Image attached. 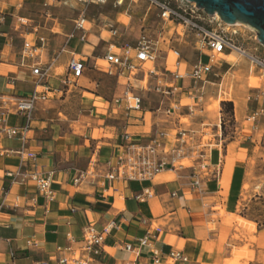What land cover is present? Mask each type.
<instances>
[{
    "label": "crops",
    "instance_id": "0c3cea01",
    "mask_svg": "<svg viewBox=\"0 0 264 264\" xmlns=\"http://www.w3.org/2000/svg\"><path fill=\"white\" fill-rule=\"evenodd\" d=\"M18 3L20 4L17 6L10 3V6L16 9L18 6L22 7L20 15L28 18L33 27L23 28L12 15L1 16L0 99L7 95L28 96L35 87L32 68L19 63L23 43L30 35H34L36 42L41 41L40 37H43V41L44 36L49 37L55 48L42 53L45 44L40 46L39 60L43 67L49 66L47 81L52 91L49 97L38 101L26 141L0 136V264H56L61 257H86L83 248L85 229L93 226L103 230L114 219L117 224L109 230L105 239L104 264H129L136 259L133 252L124 249V243L137 246V239L156 226H160L161 230L156 233L153 242L162 253L179 249L189 256L191 264H225L227 253L231 255L232 244L234 247H241L244 243L234 241V224L226 225L221 217L214 218L219 214L216 207L234 214L242 200L247 171L252 166H260V155L264 151L262 142L260 146L258 127L246 124L251 108L242 101L238 105L235 99H227L234 104L232 131L224 134L221 119V123L214 129V138L199 149L205 151V162L208 164V167H200L203 160L193 156L195 146L201 144L204 134L195 137L197 124L204 125L206 121L200 117L196 123L195 114L192 115L189 111L190 107L193 110L203 108V97L198 93L204 86L195 90L192 79H180L177 82L180 90L176 93L162 95L150 91L144 95L143 110H126L115 99L123 92L127 73L118 75L114 68H110L107 72L111 70L114 73L112 75L117 77L110 95L100 93L97 89L98 80L91 77L89 79L96 83L95 88H91L93 83L89 87L82 85L89 94L83 99L82 107L92 126L91 129L74 130L70 128V124L56 119V112L59 110L44 106L47 102L56 104L62 101L60 93L63 92L62 86L67 74L63 76L57 70L61 67H66L67 70L70 59L76 56L83 59L85 64L81 77H85L87 71H94V76L97 77L98 72L105 70L98 60H103L108 46L121 37V33L117 37L112 36L101 23L106 19L111 20L118 29L119 26L126 25L117 17L103 19L98 25L95 18H88V36L85 41H81L75 32L77 18H70L67 23H61L59 18H52L55 21L51 23H42L35 17L37 13L28 10L38 3L37 0H19ZM77 4L80 3L76 2L72 6H78ZM80 6L82 8L81 4ZM167 23H164L163 28ZM19 26V33L10 29L17 30ZM103 30L110 35L105 38ZM161 33L163 41L165 33ZM76 37L82 42L80 50L69 46V41ZM166 43L165 48L160 46L161 51L154 62L145 63L137 71L136 80H146L145 85L135 84L138 91L149 84H156L160 76L148 74L153 67L159 74L177 69L189 70L184 66V59L176 66L177 58L171 50L173 46L170 42ZM170 57L173 59L171 62L168 60ZM89 59L90 64L93 63L91 66L88 64ZM216 66L220 67L215 64L214 67ZM169 80L166 77L163 81ZM207 80L208 83H214L209 78ZM200 85L201 83L198 84ZM70 90L71 86L66 92ZM184 95H187L191 103H182ZM170 105L178 107L171 114L164 113L163 108ZM222 106L221 102V109ZM120 111L124 116L117 115ZM184 118H188V122H184ZM22 122L23 118L13 113V110L8 113L9 125ZM181 128L190 133L184 147L188 154L192 152V156H189L193 160L191 167H168L161 172H173L174 177L163 181L157 180L161 172L153 181L104 180L103 175L109 167L108 160L113 161L119 152L125 132H129L134 140L147 141L158 130H164L170 144L177 145L170 138L176 139V132ZM22 148L34 152L35 159L23 157L19 153ZM96 156L99 158L94 162ZM92 164H95L94 173L88 175L81 184L75 185L74 176ZM33 172L50 175L53 199L39 193L36 181L29 175ZM193 175L200 179V186L192 185L195 179ZM146 186L154 194L145 201H137L134 194ZM210 224H214L215 228L211 229ZM246 224L248 222L244 226ZM255 231L257 241L250 246L255 252L254 258L242 259L241 264H264V227H256ZM240 233L246 235L248 232L242 228ZM139 250L141 253L137 261L142 263L146 260L149 248L140 247Z\"/></svg>",
    "mask_w": 264,
    "mask_h": 264
},
{
    "label": "built area",
    "instance_id": "2783aa9c",
    "mask_svg": "<svg viewBox=\"0 0 264 264\" xmlns=\"http://www.w3.org/2000/svg\"><path fill=\"white\" fill-rule=\"evenodd\" d=\"M82 5L81 11L75 20V32L78 34L81 41H85L87 32L88 17L86 11L90 6L105 5L108 0H76ZM124 0H116V5L122 4ZM134 1V0H132ZM153 6L158 13L160 19L164 22H170L174 25L182 26L184 29L193 31L198 37L200 46V57L190 66L189 70L170 71L169 73L159 74L155 67L149 70L150 76L157 78L156 84H149L141 90L136 89V85L131 78L136 77L137 71L142 69L145 63L154 62L161 51L160 43L163 39V34L160 33L156 38H152L147 34H141L135 45L130 43L116 42L108 46L103 60L114 68L118 75L127 73V80L123 88L122 94L115 99L116 103L123 106L126 110H143L144 95L150 91L161 93L162 95H172L180 90L177 82L180 79L189 78L195 83L194 89H199L207 83V77L212 72L216 64V55L227 53V51L243 50L236 44L234 39L223 30H219L215 25L220 26L223 21L206 14L200 10L194 2L188 0H146ZM45 5H48L46 3ZM18 23L23 28H29L32 25L31 21L26 17H18ZM35 27V26H34ZM103 27L108 29L112 36L119 35V29L114 22L106 19L103 21ZM0 31V35H1ZM39 40L43 41V37ZM40 45L33 41L25 40L20 51V64L30 66L32 74L35 76V87L28 96H4L7 98L0 99V136L16 137L22 141H26L28 131L32 127L33 114L39 100L49 97L52 91L48 84L47 78L49 66L43 67L39 60ZM204 49L207 52L204 51ZM172 53L176 56V66H179L183 61L180 50L171 47ZM205 55L206 60L202 58ZM251 58V57H250ZM253 61L263 64L252 55ZM255 59V60H254ZM31 61V62H30ZM85 64L83 59L72 56L67 66V77L64 80L65 86L69 88L76 84V81L83 75ZM110 74H114L111 70ZM169 77V81H163ZM199 83L202 85L198 86ZM197 86V87H196ZM15 98L12 101L9 98ZM189 106V105H188ZM12 107V109L10 108ZM178 106L170 105L163 108L164 113L171 114ZM160 108V107H159ZM11 110V111H10ZM20 115L23 122L17 125H9L7 123L8 113ZM190 114H195V110L190 107ZM190 133L187 129L181 128L176 132L177 145H171L167 140V132L158 130L157 133L147 141L134 140L129 132L122 135L119 152L114 157V160H108L109 167L103 175L104 180L108 182L115 181H153L161 171L170 167H191L185 165L182 161L185 158H190L192 152L188 154L184 144ZM199 147L194 149L197 154L196 158L203 160L200 167H208L205 162L206 153L199 150ZM23 157L35 159L36 154L31 151H25L24 148L19 150ZM190 156V157H189ZM92 164L87 169L79 171L73 178L75 185L81 184L88 175L94 173ZM27 175V174H26ZM36 181L39 193L43 194L48 199H53L54 190L50 175H43L39 172L29 174ZM195 179L192 181L193 186H200V179L193 175ZM153 190L148 186L142 187L134 194L137 201H145L152 197ZM175 195V193H173ZM117 224V221L112 220L103 230H98L93 226H88L83 235L84 250L86 257H61L56 261V264H93L97 261L104 264L103 258L105 254L106 235L109 230ZM161 230L160 226L147 230L146 234L137 239L138 245L133 243H124V249L135 254L134 260L129 264H191L189 256L182 250L172 249L167 254L162 253L154 245V237ZM140 247H148L146 260L138 263L137 258L140 256Z\"/></svg>",
    "mask_w": 264,
    "mask_h": 264
},
{
    "label": "rangeland",
    "instance_id": "374dc122",
    "mask_svg": "<svg viewBox=\"0 0 264 264\" xmlns=\"http://www.w3.org/2000/svg\"><path fill=\"white\" fill-rule=\"evenodd\" d=\"M18 2L19 0H0V19L3 14L12 15L18 22V16H21L20 14L22 13V7L18 6L16 9L15 7L12 8V6H10V3H14L15 6H17V4H20ZM37 2L38 3H36L34 7L30 6L28 10H30L29 12L33 11L34 13H37L35 17L39 18L42 23H51L55 21L52 18H59L61 23H67L70 18H77L81 11L80 4H77L78 6H72L77 2L76 0H37ZM46 3H48V5H45ZM115 3L116 0H108L105 5L90 6L86 11V16L89 19L95 18L96 25H98L103 19L117 17L121 23L126 25V27L119 26L121 37L118 41L121 43L135 45L141 34L147 33L150 37L156 38L158 34L164 31L166 41L163 40L160 43V46L162 45V47L165 48L167 46L166 42H170L171 46L180 50L182 57L185 60L184 66H186L187 69H189L190 66L200 57V46L197 43L199 37L193 31L184 29V27L174 25L173 23H167L165 28H163L164 23L158 16L157 10L153 6H150V3L146 0H124L120 5H116ZM15 10L16 12H14ZM23 13L25 12L23 11ZM26 15L28 16L29 14ZM121 18H127V21L123 22ZM102 24L103 23H101V25ZM215 27L228 33L234 39L236 44L245 50L248 55H243L239 51H227V53H224V56L221 57L220 54L216 55V59H218L216 64L220 65V67H214L212 75L207 77L214 83H205L204 89L200 90L198 93L200 97H203L204 103L203 108L195 110V122L198 123L200 117H202L205 119L206 124H197L198 131L195 138L201 134L204 135L201 144L199 146L196 145L195 147L200 148L214 138V129L217 127V124L219 125L221 123V119L224 123V134H229V132L232 131L234 117L230 113L228 105H223L221 109V102L231 101L226 99H235L238 105L239 102L242 101L247 103L251 108L250 113L246 117V124L258 127L257 134L261 138L260 146L262 142L264 150V46L259 42L256 30L250 26H230L226 23H222L220 26L215 25ZM20 28L21 27L19 26L17 30L13 28L10 29L15 33H19V31H21ZM0 31L2 32V30ZM102 32V35L105 38L110 35L106 30H103ZM44 37V41L36 42L40 46L45 44L42 53H45L48 49L51 51L55 48L49 37ZM20 39L23 43V39ZM33 39L34 35L28 37V40L30 41H33ZM102 44L103 43H100V45ZM60 46L61 44L57 47L59 48ZM69 46L76 50H80L82 42L76 37L69 41ZM204 51L208 53L205 49ZM250 55H253L263 64L253 61V59L250 58ZM227 56L233 59H228L229 57ZM202 58L204 60L207 59L205 55H203ZM168 60L169 62L173 61L171 57ZM90 61L91 60L89 59L88 64H90ZM98 62L102 64V68L105 70L98 72L97 77L94 76V71H87L85 77H81L76 84L71 85V90L68 93L66 92L67 86L63 84V92L60 93L62 101L57 102L56 104H54V102H47L44 104L46 108L48 107L56 111L59 110L56 112V119L61 122H66L68 125L70 124V128L74 130H84L85 128L91 129L90 127L92 126L91 123H88L90 118L87 117V113L84 112V108L82 107L83 99L89 95L85 89L82 88V85L89 87L93 83L92 80L89 79V77H91L92 79L98 80V91L108 96L111 93L113 83L117 80L116 76L107 72V69H110V67H108L109 65L105 61L98 60ZM92 64H90V66ZM57 72L65 76L67 74L66 67L59 68ZM121 80L125 81V78H122ZM131 80L134 84H146V80L143 82L137 81L136 77H132ZM92 85V89L96 87L95 82ZM50 96H53V94H50ZM221 97L225 99L220 101L218 111L211 113V107L215 105ZM9 99L12 101L16 100L12 97ZM182 103L189 104L191 103V100L187 95H184ZM117 115L124 116L121 111L118 112ZM183 121L188 122V118H184ZM170 139L175 141L173 137ZM187 140H189V138H187ZM195 153L193 157L197 156ZM260 154L261 153L259 152V155ZM260 156L262 157L260 166H252L247 171V178L243 185L242 200L236 207L234 214L227 213L225 210H220L219 207H216V209L219 210V214L214 216V218L221 217L226 225L232 226L234 224L236 230V234L233 235L234 241L244 243L241 247H234L232 244V248H230L231 255H229V252L227 253L228 257L225 259V264L228 260H232L236 257L234 251L242 253V256L239 259V264H241L242 259L250 260L253 259L255 255L254 250L250 249V246L257 241L255 237V228L264 227V151ZM98 158L99 157L96 156L94 162H96ZM182 162L185 165L191 166L193 160L192 158H185ZM173 177L174 174L170 173L169 178L172 179ZM246 222H248V224L244 226V223ZM209 227L214 229L215 225L210 224ZM242 228L247 230L248 233L246 235L240 233ZM250 228H252V232Z\"/></svg>",
    "mask_w": 264,
    "mask_h": 264
},
{
    "label": "water",
    "instance_id": "95a60500",
    "mask_svg": "<svg viewBox=\"0 0 264 264\" xmlns=\"http://www.w3.org/2000/svg\"><path fill=\"white\" fill-rule=\"evenodd\" d=\"M206 14L218 13L227 24L241 22L257 32L259 42L264 46V0H188Z\"/></svg>",
    "mask_w": 264,
    "mask_h": 264
},
{
    "label": "bare ground",
    "instance_id": "6f19581e",
    "mask_svg": "<svg viewBox=\"0 0 264 264\" xmlns=\"http://www.w3.org/2000/svg\"><path fill=\"white\" fill-rule=\"evenodd\" d=\"M195 3V2H194ZM196 4V3H195ZM215 18H217V19H219L220 21H222L221 20V17L219 16V14L218 13H215L214 15H213ZM122 20H123V22H126L127 21V18H122ZM128 23V22H127ZM227 24V23H226ZM227 25H230V26H237V25H245V26H247V27H249V25H247V24H244V23H241V22H237V23H235V24H227ZM241 54H243V55H248V53L245 51V50H238ZM232 53V52H231ZM239 55V54H238ZM221 56H224V54L222 53V54H220V57ZM227 57H229V56H227ZM250 57L252 58V56L250 55ZM228 59H233V58H231V57H229ZM256 59V58H255ZM254 59V60H255ZM82 81V80H81ZM87 85V84H86ZM84 86V85H83ZM223 99H225V98H220V100L219 101H217V103L215 104V105H213L212 107H211V113H214V112H216V111H218V108H219V104H220V101L221 100H223ZM227 100V99H226ZM170 173H173V172H161L158 176H157V180L158 181H163L164 179H167V178H169V176H170ZM250 230H251V232H252V228H250ZM249 230V231H250ZM244 251H245V249H244ZM243 252V251H242ZM234 253H235V255H236V257L234 258V259H230V260H228L227 262H226V264H239V259H240V257L242 256V253H240V252H237V251H234ZM218 264H220V263H218Z\"/></svg>",
    "mask_w": 264,
    "mask_h": 264
},
{
    "label": "trees",
    "instance_id": "16d2710c",
    "mask_svg": "<svg viewBox=\"0 0 264 264\" xmlns=\"http://www.w3.org/2000/svg\"><path fill=\"white\" fill-rule=\"evenodd\" d=\"M222 105H228L229 106V109H230V113L234 114V104L232 101H222Z\"/></svg>",
    "mask_w": 264,
    "mask_h": 264
}]
</instances>
